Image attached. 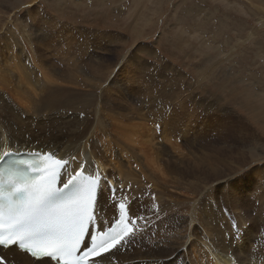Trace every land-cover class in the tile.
Segmentation results:
<instances>
[{"label": "rangeland", "instance_id": "1", "mask_svg": "<svg viewBox=\"0 0 264 264\" xmlns=\"http://www.w3.org/2000/svg\"><path fill=\"white\" fill-rule=\"evenodd\" d=\"M20 29L29 35L27 42L20 39ZM17 62L38 76L37 82L32 77L21 84ZM40 65L50 76L41 77ZM0 66V92L9 103L4 109L7 105L0 102V116L7 121V126L0 121L1 132L15 130L10 110L25 122L42 107L43 117L64 118V131L105 120L108 132L92 128L86 139L92 136L103 149L106 175L116 176L111 183L130 187L129 195L139 198L131 205L134 214L144 217L136 228L148 222L127 249L148 237L146 256L154 264L160 257L165 263L210 264L203 242L220 237L226 249L216 245L217 254L236 258L235 264H264V0H0ZM143 73L149 76L148 87L139 76ZM161 81L168 121L152 114L151 122L138 126L144 132L154 121L164 124L169 140L155 136L159 143L153 142V150L160 151L164 176L148 177L147 171L154 170L134 162L138 154L126 138L130 126L123 117L144 101L146 92L152 103ZM43 82L52 85L45 89ZM51 96L54 102L43 109L44 98ZM169 105L177 116L166 114ZM174 118L180 119L177 135L170 132ZM110 151L134 180L117 176ZM107 203L102 180L100 211L112 213ZM198 206L203 214L194 211ZM166 207L180 220L168 218ZM233 217L248 231L229 239ZM253 222L258 227L248 228ZM159 241L164 242L161 256Z\"/></svg>", "mask_w": 264, "mask_h": 264}, {"label": "snow or ice", "instance_id": "2", "mask_svg": "<svg viewBox=\"0 0 264 264\" xmlns=\"http://www.w3.org/2000/svg\"><path fill=\"white\" fill-rule=\"evenodd\" d=\"M133 75L136 77L138 73ZM160 107H164L163 102ZM167 114L173 117L170 105ZM156 127L159 129L160 125ZM5 147L8 151H4ZM13 151L10 140L6 144L0 139V175L15 177L7 183L0 181V248L10 250L16 246L33 264H102L109 257H112L109 264H113L116 254L126 250L135 237L147 229V221L144 228L130 226L144 219L142 215L133 213L131 205L139 198L129 195L130 187L118 189L99 174L85 176L86 165L81 164L61 188L57 181L64 174L67 160L55 158L54 153L46 154L54 160V166L29 177L17 171L15 166L22 162L11 159ZM75 159L73 157V161ZM101 180L107 186L113 219L108 221L106 231L99 229L107 239L97 244L92 225L97 220ZM68 189L71 191L66 194ZM118 195L127 203L117 200ZM153 211L158 214L159 209ZM194 211L203 214L199 206ZM119 224H124V228L116 232L115 226ZM231 227L229 239L241 236L247 230L241 229L235 217ZM113 232L116 234L112 235ZM86 235L90 237V243L85 242ZM0 264H9L6 254H0Z\"/></svg>", "mask_w": 264, "mask_h": 264}, {"label": "bare ground", "instance_id": "3", "mask_svg": "<svg viewBox=\"0 0 264 264\" xmlns=\"http://www.w3.org/2000/svg\"><path fill=\"white\" fill-rule=\"evenodd\" d=\"M256 8H258V7H256ZM258 9H260V8H258ZM19 32H20V35L19 36L21 38L20 37H18V38H20L22 40L24 39L23 41L26 40V42H27L28 41L27 38L29 37V35L27 34V32H25L24 29L21 30V31H19ZM41 41L42 42H45L43 40V36L41 37ZM29 46H27V47H29ZM24 57H25V55H24ZM30 59H32V58H30ZM18 61L21 62L20 59H18ZM19 62H17L16 64L14 63V65L16 66V68H18V77H19L20 83L21 82L23 83L26 79H28V81H30V79H32V77H33L32 76L33 72H30V71L26 70L24 67H22L21 65H19ZM32 63H33V61H32ZM14 65H12V66H14ZM40 69H41V72H40L41 73V77H48V76H50V74L48 72L49 70H47L44 67V65H40ZM0 70L2 71V67L1 66H0ZM14 70H16V69H14ZM16 72H17V70H16ZM1 74H3V73L1 72L0 75ZM103 75L105 76L106 74H103ZM110 76H111V74L109 73V75H107V77L110 78ZM139 76H140V78L142 80H145V82H146L143 85H145L146 87H148L147 86V80L146 79H148L149 76L147 75V73L140 74ZM37 77L38 76H36V75H34V77H33L35 79V82H37V79H36ZM157 77H159V76L156 75L155 77H153V79H155ZM22 78H23V80H22ZM150 80H152V78ZM1 81H2V78L0 77V82ZM51 85L52 84L49 83V82H43V87H45V89L46 88L49 89L48 87L51 86ZM0 86H1V84H0ZM24 86H25V84H24ZM142 86H140V87H142ZM29 88L32 89V90L35 89L31 85H30ZM30 92L32 93V95L36 94L35 92L34 93L32 91H30ZM112 92L113 91H111V93ZM22 93L25 94V91H22ZM22 93L20 94L21 96H22ZM166 93H167V89L165 88L164 83L161 81V83L158 85V87L156 89L157 97L154 98V100H153L152 103H149L148 102L149 94H148V92H146L144 101H142L141 103H139V105H137L133 110L131 108H129V110L131 111V115L130 116H124L123 117V119L126 120L129 123V126H130V128L128 130V133L126 134V138H127V140H129L130 142H132V143L135 144V151L138 154L137 157L134 158V162L135 163H138L139 166L149 165V166H146V169L154 170V171H151V172H148L147 171L148 177H149V174L150 175L159 174L161 176H164V173H163L162 169H160V164H159V160H158V159H161V157H159L160 151L153 150V146H154V143L153 142H158V139L157 138H160L161 141L163 140V142H165V143H168L169 140H168L167 135L165 134L166 125H164V124H162V126L160 125L159 132L156 130V127H155L156 126V123H155L154 120H152V121H154V123L152 125H148V126L144 127V132H141L138 129V126H140V123H143V122H151V119L149 118L150 120H148L147 118L149 117V115H152V114L156 115V120H160L161 122L168 121L167 120V117L164 116L165 107H166V101H165V99L163 97L166 95ZM172 97H174V96H172ZM0 98H1L0 99V102H4L7 105V106H5L3 108L4 109H7L9 107V103L3 97V93L2 92H0ZM54 98H56V97H54ZM29 99L31 101H33L31 99V97ZM174 99H176V97H174ZM44 100H45V102H47V104H43V106H44L43 109H45V108L48 107L47 109L49 110L48 103L49 102H54L55 99H52V96H51L49 100H46L45 98H44ZM161 102H163V105H164L163 108L160 107ZM36 103L37 102H34V104H35L34 106H36ZM55 104H52V105H55ZM57 107L58 106L56 105V108ZM40 108H42V107H40ZM40 108H35L34 109L35 113L38 114L37 117H30L28 119H25L26 120L25 122L22 121L19 118V115L16 112H14L13 110H10L11 115L12 116H15L14 117V120H15L14 121V123H15V130H13V128H11V129H9L6 132H1L0 131V139H3L6 144L10 140L11 147L15 151L28 152V153L30 151H37V152H41V153L47 151L49 153H54L55 154V158H57V159L58 158H63L64 160H67L68 161V164H67L66 168L64 169V174L66 175L65 182L69 179L70 175H73L74 174V171L75 170H79L81 164H85L86 165V172L84 174L91 175V176H96V175L99 174V175L103 176L104 179H108V181H110V183H111V181H114L116 179V176H114V175H106L105 165H106V162L107 161L105 160L104 156L102 155L103 149H100L99 146L97 147V143H94V142H97V141L92 140L91 139L92 136L91 137L89 136L90 139H86V136L87 135L94 133V132L92 133V131H91L92 128L99 129L100 130V132H99L100 134L107 133L108 132V129L107 128L109 126L106 124L105 120L103 121V120H101L99 118H96L97 115H95L96 116L95 117L96 118V125H94L93 124L94 122L92 121L91 123H82V124H79L78 127H77V129H75L76 125L73 124V128L67 129L66 131H64L63 130L64 127L62 126V123L63 122L60 121V120H63L64 118H59V120H57V119H54V118L49 117V115H48V117H43L41 115V109ZM180 108H179V110H181ZM174 115L177 116L176 108L173 111V116ZM162 116H163V119H161ZM0 121L2 122V124L4 126H7V121L4 119V116L3 117L0 116ZM179 123H180V119L174 118L173 124H170V130H173V131H170L172 134L177 135L178 129H179V127H178L179 126ZM66 124L67 125H71V123L69 121ZM143 126H145V125H143ZM81 127H82V131L79 130ZM1 129H3V128H1ZM107 139H109V138H107ZM82 143H83V145H82ZM88 146H90V149L89 150H87ZM165 150L166 149L162 146V151L161 152H164ZM4 151H8V148L5 147ZM15 151H13V152H15ZM135 151L132 150V152H135ZM115 153L116 152H112V151L109 152V156L111 158L109 160V162L114 166V169L118 172L117 176L119 178H123L122 181L134 180V179H132L133 178V174H131V172L125 170L124 167L121 165V163L120 164L116 163L117 158H116V154ZM69 157H72V158L70 159ZM73 157L76 158L75 161H73ZM0 171H2V168H0ZM149 180L151 181L152 179H149ZM132 183H134V182H132ZM101 184H102V180H101ZM119 184H121V183H119ZM103 187H104V185H103ZM105 190H104V192H105ZM102 203H103V201H102ZM102 206L103 207H108V206H106V203H104ZM109 206L111 207L110 204H109ZM101 209H102V207H101ZM102 210L105 211L104 209H102ZM107 210L108 209H106V211ZM166 212H167V207H166ZM108 213H110V212H108ZM147 213L148 212H146V214ZM192 213H193V207H192V212H191V215H190L191 216L190 219H193L194 218V214H192ZM152 216H154V215H152ZM167 216H168V218H171V220H173V221H174L175 217H177L178 220H180V218H181V217H179L180 215L179 216H176V215H173V214H170V213H168ZM236 216H237V214H236ZM181 220H183V219H181ZM254 222L251 223V226L256 227L257 224H255ZM220 226H222V225H220ZM133 227H134V225H133ZM136 227H138V222H137V224L135 225L134 228H136ZM162 228H165V227H161V229ZM241 228H243V227H241ZM244 228H245V226H244ZM226 229H227V227H226ZM167 232H166V234L169 233V232L168 233ZM217 233H218V231H217ZM246 235H247V238L249 239V236L250 235L247 232H246ZM216 238H214V241L213 242L209 238H205V241L203 242V245H204L203 248L210 255V262H211L210 264H235L236 261L233 262V259L230 256H228L227 254H221V253L220 254H217V251H215L216 249L215 250L212 249V248H215L216 245H218V244L220 245V247L222 249H226V246L224 245V243H222L220 241V239H219L220 237L217 238V239ZM149 239H148V237H142V240L139 243L134 244L131 247V249H127L124 254H121L122 252L121 253L118 252L116 254L115 260H118L119 261V264H154V262L152 263V260H150V259L147 258V256L149 255L148 254V244L151 241V239H150V241H149ZM163 243L164 242H160V244L157 246V249H158V252H159L160 256L162 254L161 253L162 247L164 246ZM234 245H235V243H234ZM254 245H253V247L256 246V245L255 246ZM168 247H171V245L168 246ZM247 247H249V246H247ZM15 249H16V246H13L10 250H8V251L5 252L6 255L8 256L9 264H32V262L24 254L18 252ZM230 249H231V247H230ZM151 259H152V257H151ZM111 260H112V257H109L108 259L104 260L102 262V264H109V261H111ZM140 260H141V262H138ZM239 260H241V258H239ZM252 261H254V259ZM240 262L241 261H239V263ZM98 264H101V262H98ZM157 264H175V263L172 260L169 263H165V261H163L162 258L160 257ZM195 264H204V262L203 261H197V262H195Z\"/></svg>", "mask_w": 264, "mask_h": 264}]
</instances>
